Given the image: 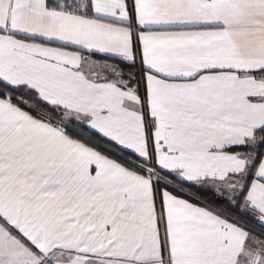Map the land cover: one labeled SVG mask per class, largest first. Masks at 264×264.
Masks as SVG:
<instances>
[{"label":"snow or ice","instance_id":"1","mask_svg":"<svg viewBox=\"0 0 264 264\" xmlns=\"http://www.w3.org/2000/svg\"><path fill=\"white\" fill-rule=\"evenodd\" d=\"M0 264H264V0H0Z\"/></svg>","mask_w":264,"mask_h":264}]
</instances>
